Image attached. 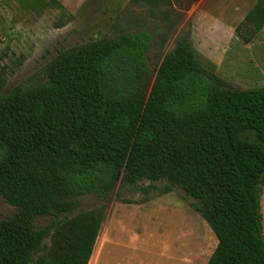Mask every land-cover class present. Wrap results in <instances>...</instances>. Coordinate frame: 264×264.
<instances>
[{"label": "trees", "instance_id": "1", "mask_svg": "<svg viewBox=\"0 0 264 264\" xmlns=\"http://www.w3.org/2000/svg\"><path fill=\"white\" fill-rule=\"evenodd\" d=\"M14 2L64 13L57 0ZM173 2L129 5L164 22ZM262 29L255 0L234 33L248 42ZM151 41L123 32L58 50L31 85L2 91L0 77V198L16 209L0 220V264H87L103 207L79 211L80 198L105 201L119 174L123 186L165 181L196 201L216 239L206 264H264V89L221 88L184 36L152 75Z\"/></svg>", "mask_w": 264, "mask_h": 264}, {"label": "rangeland", "instance_id": "2", "mask_svg": "<svg viewBox=\"0 0 264 264\" xmlns=\"http://www.w3.org/2000/svg\"><path fill=\"white\" fill-rule=\"evenodd\" d=\"M57 1L63 14L53 8L36 14L14 0H0L2 91L40 79L42 68L60 49L137 30L152 37L146 52L152 75L175 40L184 36L200 65L221 80V88L264 89V29L248 42L234 33L255 0H177L164 22L148 18L129 0ZM258 202L264 239V174ZM100 206L103 218L91 264H206L215 248V237L195 211L196 201L165 181L123 186L119 174L105 201L88 194L80 198L78 210ZM15 212L0 198V220ZM50 219L36 217L34 226Z\"/></svg>", "mask_w": 264, "mask_h": 264}, {"label": "crops", "instance_id": "3", "mask_svg": "<svg viewBox=\"0 0 264 264\" xmlns=\"http://www.w3.org/2000/svg\"><path fill=\"white\" fill-rule=\"evenodd\" d=\"M247 12V11H246ZM245 12V13H246ZM245 15V14H244ZM242 20V19H241ZM91 261H92V257L90 258V260H89V262H88V264H91Z\"/></svg>", "mask_w": 264, "mask_h": 264}]
</instances>
